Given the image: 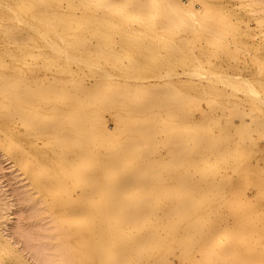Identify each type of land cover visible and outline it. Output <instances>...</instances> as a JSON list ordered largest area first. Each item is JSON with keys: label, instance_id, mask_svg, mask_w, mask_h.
Returning <instances> with one entry per match:
<instances>
[{"label": "bare ground", "instance_id": "6f19581e", "mask_svg": "<svg viewBox=\"0 0 264 264\" xmlns=\"http://www.w3.org/2000/svg\"><path fill=\"white\" fill-rule=\"evenodd\" d=\"M12 2L0 4L11 9L12 20L1 31L8 38L0 39V66L5 57L34 65L28 64V80L26 71L0 73L1 100H7L5 105L0 100L6 110L1 113L10 128L29 122L28 139L49 135L54 143L39 140L58 145L60 159H55L73 170H62L65 175L73 168L75 175L77 168L89 170L87 180L81 168L82 176L69 182L84 188L81 199L70 197L74 190H66L62 178L44 177L68 191L65 204L80 199L71 201L72 207L63 204L71 214L86 213L74 211L72 217H90L85 228L69 220L85 235L99 237H94L99 244L84 241L83 246H93L82 248L81 258L91 251L100 264H173L178 248L179 264H264V219L251 220L258 214L255 195L264 191V25L262 16L250 14L255 8L246 0L236 7L229 0ZM107 109H114L113 117ZM103 110L114 118L113 127ZM59 147L72 148L71 153ZM249 153L259 163L251 164ZM241 165L259 166L253 169L258 172L253 190L248 175H237L246 179L243 186L239 178L229 180L226 169ZM109 175L116 178L107 183ZM101 178L107 205L92 197L102 189ZM245 184L255 197L242 190ZM233 190L241 201L228 219L201 227V220L190 218L210 197L226 201L229 192L237 200Z\"/></svg>", "mask_w": 264, "mask_h": 264}, {"label": "rangeland", "instance_id": "374dc122", "mask_svg": "<svg viewBox=\"0 0 264 264\" xmlns=\"http://www.w3.org/2000/svg\"><path fill=\"white\" fill-rule=\"evenodd\" d=\"M3 1H7L8 3L10 2L9 3L10 5L11 4L14 5L12 2L13 0H0V4ZM229 1L230 2L228 3V5L230 4L232 6L234 5V7H236V4H239V2L241 0H229ZM246 1L255 8V9H253L254 11H252V13L250 12V14L257 16V17L262 16L263 17L262 24L264 25V0H246ZM0 10H1L0 11V39L2 40V38H5L6 35L2 34L1 31L4 29L5 25L10 24V22H12V20L7 15L8 13L11 12V9H8V8L2 9V6L0 5ZM251 23L255 24V22H253V21ZM6 38H8V37H6ZM6 38H5V40H7ZM196 38L194 37V40L198 41L199 36H196ZM11 44L13 45V43H11V42L8 44V46L10 48L13 47ZM2 47H3V42L0 43V50H3ZM7 62H8V64H7ZM12 62L17 63V64L14 65V64H12ZM23 62H24V60L15 61L12 59L10 60L9 57L8 58L5 57V63H4L5 65L0 66V71H1L0 73H3V71H4V73H7L6 71H8V73H10V71H11V73H13V72L17 73V71L18 72L19 71L20 72L26 71L25 72L26 74L21 72V73L25 74L23 76V78H26V76L31 75L30 74V72H31L30 68H31V64H33V63L29 61L27 63L24 62V63H26V64H24ZM18 64H21V65H18ZM28 64H29L30 68H29ZM6 65H8V66L5 67ZM33 65H32V67H34ZM13 67H14L15 71H12V70H14ZM27 70H29V71H27ZM16 73H13V74H16ZM1 97H3V96H0V100L1 99L3 100V98H1ZM25 101H26V103H25ZM25 101L22 103H24L25 104L24 107L27 108L29 105L27 103V100H25ZM3 102L5 105L7 100L2 101L1 103H3ZM16 103H17V101L14 102V104H16ZM26 104H27V106H26ZM207 106L208 105H205L206 108H207ZM2 108L4 110H1ZM3 111L6 112L5 108L2 105H0V264H76L77 262L81 261V259L83 258L81 256V253H83L82 251H86V250H82V248L85 249V248L90 247L89 249L91 250V246H93V245L89 246L90 244H92L95 241H96L95 244H99L98 241L94 239L95 234L94 235L93 234L85 235L86 232L83 228H81V226H80V228H81V231H83V232L82 233L81 232L76 233L75 231L78 229L79 226L77 225L76 226L77 228H75L74 223L69 222V220H71V219L78 221L79 218L76 220L78 214H81V215H82V213L86 214L83 210H82L83 212L81 210H79V212H81V213L77 212V210L76 211L74 210L78 214L76 213L77 214L76 218H74L75 216L74 217L71 216V215L75 214V212L73 211V214H71L70 211L73 209L72 208L69 209L68 207L69 206L72 207L73 202H75L77 199L76 200L74 199V201L70 199V202L73 201L71 205H70V202L67 203V204H69V206L66 207L65 209L67 210V212L69 211L70 215H68L69 213L63 212L65 209L62 208V207H65L63 204L66 203L64 199H66V198L68 199L69 195H70V197L72 196L73 198H80V199L85 198L84 196H86V195H84L85 194L84 188L83 189L78 188V187H75L74 185H73L74 187L71 188L72 185L69 182H71V180L73 178L75 180L78 173L80 174V176H82L83 174L86 173L84 175L85 176L84 179L87 180L88 177H86V175H87L89 170H85V171L83 170L84 169L83 165H85L86 163L83 162L84 164H81L83 167H80L79 169L77 168L78 173L76 175H75V173H76L75 169L76 168H73L75 173L71 172L73 174L67 173V175H65L66 173H64L63 171L66 172L69 170V173H70L71 168L69 166L67 168L66 167L67 165H65L63 163L60 164L61 162H59V160H56L57 158L60 159V157H58V156H60L59 152H61V151L59 149H57L58 145L53 144L54 143L53 139L49 138L48 137L49 135H47V137L49 138L48 144L50 142H53V143H51V145H47V143H45V144L42 143L43 141L46 142V140H47L46 139L47 137L45 136L46 134L45 135L42 134V135H40V137H38L39 135L37 134V135H35L36 136L35 139H32V138H31L32 140L28 139V138H30V133L28 132L27 129L29 128V126L31 124L29 122H28V124H26V123L21 124L20 123V124L16 125L17 126V128L15 127L16 129L14 127L10 128L9 122L7 120H5L6 118L4 117V115L2 116L3 113H1V112H3ZM104 111L105 110L102 111V115L104 114L103 115L104 118H105V116L108 118V119L106 118V120L104 119L105 121H107L106 124L110 127L112 126V124L114 126V124H115L114 118L112 120L110 119L113 117L112 113H114V112H112V111H114V109L111 111H108V109H107V113L109 112L108 115L111 114L112 117L108 116L107 113H105ZM196 114H198V113H196ZM2 119L5 122H3ZM6 121H7V123H6ZM3 123H6V124L4 125ZM23 124L26 126H23ZM22 126H23V128H22ZM2 127L4 129H2ZM13 129H15V130H13ZM19 130L22 131V132L20 131L21 135L19 134ZM231 131H233V130H231ZM231 131L230 130L228 131V133L230 132V135L235 134V133H232ZM3 132H5L6 134ZM15 132L18 134H16ZM27 132L29 133L28 134L29 136L27 135ZM8 133H9V136L11 137V138L9 137V139H8ZM224 133L227 134V132H223V134ZM12 134H14V135H12ZM4 135H7V137ZM26 135L28 138L26 137ZM228 135L229 134H227L226 136H228ZM230 135H229V137H230ZM118 136H119V138H117ZM118 136L117 137L115 136L116 140L121 138L120 135H118ZM32 137L34 138V136H32ZM36 138H37V140H36ZM11 139L13 140V142L11 141ZM39 139L43 140V141H40ZM49 140H50V142H49ZM115 142L116 141L114 140V145L117 143V142L116 143ZM42 144H43V146H41ZM71 144H73V143H70L69 145H71ZM263 144H264V141H263ZM110 145L112 146L113 143ZM54 146H55V148H54ZM159 147H160V152L162 154H164L165 149L163 148V144L160 143ZM24 149L26 150V153H25ZM60 149L64 150L65 148H60ZM71 149H69V147H67L65 149V150H67L66 153L65 152H63V153L69 155L71 152L68 154V151H71ZM56 150H57V152H55ZM28 153H30V155H26ZM54 153H55V155H54ZM45 154H47V155H45ZM60 154H62V153H60ZM249 154H248V157L249 156L251 157V154L250 155ZM31 155H32V157H31ZM33 155L36 157V160H34L35 157L33 158ZM50 155H52L53 157L52 156H51L52 158L49 157ZM55 157H56V159H55ZM258 158L255 157V154H253L249 160L252 162L251 164L255 165L256 162L259 163L258 160L260 158L259 159ZM41 159H42V161H44L43 164H42ZM52 159L56 160V161H54L55 163L53 162ZM39 160L41 162H38ZM108 162L106 165H109V163H111V162H112L111 163V165H112L114 161L112 160L111 162H109V163ZM59 164L61 165V167ZM34 165H35V167H34ZM217 165L221 166V163L217 164ZM243 165H241L239 167H235V168H227L226 169L227 172L230 171V173H231L232 171H234V173L236 174V176H235V174L233 172H232L233 175L229 173L228 174V175H230L229 180L233 182V181H235V179L239 178L240 182H241L240 184H241V186H243V184H244L243 182L247 183L246 179H249L248 183L249 182L251 183V186H249V187L253 190V188H252L253 184L252 183L254 182L253 179H256V178L258 179V175L256 176V174H258V172L257 173H255V172L259 169V166L252 165V166H254L253 168H251V169L248 168L249 170H252V172H250L249 170H247V168H244ZM97 166H99V165H97ZM59 167L60 168L66 167V170L62 168L61 171L62 170L63 171H62V173H60L61 171L59 172V169H60ZM99 167H102V166H99ZM81 168H82V172L84 171V173L79 171V170H81ZM164 169H162V171H164ZM244 169H246V170H244ZM253 169L255 172H253ZM179 170H182V168L179 167ZM106 171H108V170H106ZM81 173H82V175H81ZM225 173L226 172L224 171V168H222V172L220 173V176H222ZM47 174H50L51 177L58 176V177H55V178H57V181L59 180L58 179L59 177L62 178L63 180H59L60 183L62 181L67 183V185L70 186V188H68V186H64L65 189L67 187L68 191L74 190L73 193L70 192L72 194L67 195L66 194V193H68V191H66L67 189L65 191H64V189H62L64 192L61 191L59 189L60 186H56V184H58V183L56 182L54 184V181L52 183L47 181L50 185L49 186L48 183L45 182V180H46L45 178L47 177L46 176ZM79 174H78V176H79ZM254 174H255L256 178L254 177ZM237 175H240L241 178H242V176L244 177V175L245 176L248 175L251 177L247 178L248 177L247 176L246 179H244L245 181L242 182L241 180H243V179H241L240 177H237ZM252 175L254 178L252 177ZM35 176H37V177H35ZM50 176H48V179H50V180L55 179V178L51 179ZM111 176H113V175H109L110 179L107 176L108 177V180H106L107 183L109 182V180H113L116 178V177L113 178ZM164 177H166V176H164ZM250 178H252V179H250ZM42 179H44V181ZM101 179L97 183H98L99 187L101 185L102 189L104 190V193H103L102 189H99V190H97V193H93L92 194L93 196L92 195L91 196L94 197V199L97 197V199H95V200H97V202L99 201L102 204H104V203L106 204V201H104L103 199L101 200L102 194H103V197H104L105 193L107 194V190L104 189L102 186L103 179L102 180ZM257 179L255 180V182L257 181ZM162 180H164V179H162ZM55 181H56V179H55ZM44 182L49 187V189H47L46 185H44ZM255 182H254V184H255ZM52 184H54V185L52 186ZM104 184H106V183H104ZM248 185H250V184H248ZM246 186L247 185L245 184L244 185L245 188H243V189L239 188V190L242 189L244 191V189H245V191H247L246 192L247 195H251L250 197H252L253 196L251 194L252 190H250V188L248 186L247 187ZM50 187H53L54 190H53V188H50ZM61 188H63V186H61ZM57 189H59V190H57ZM71 189H73V190H71ZM78 190H80V192ZM236 190H238V189H236ZM62 192L65 193L66 195L63 194ZM82 192H83L84 196H82V194H81ZM232 193H233L232 195H234V190L232 191ZM98 194H100L101 196ZM78 195H81L82 197L81 196L79 197ZM107 195L105 196V198L107 197ZM227 195H228L229 200H226V201L224 199L210 197L204 205L199 206V208H197L192 213L190 218H193V219L197 218L196 220H201L199 222V224H201V227H206V225L208 223H211V222L212 223L213 222L219 223L218 220H221L220 222H222V220L224 221V220L228 219L229 214L231 212H236L239 209L241 198H239L238 195L237 196L234 195V198L235 197H238V198H237V200L232 199L233 196H229V192L227 193ZM230 195H231V192H230ZM247 195H246V197L249 199V196H247ZM262 195H264V191H263V193H261L259 195H255L256 197L253 196V197H255L254 200L258 199L257 202L256 201L254 203L252 202L254 205H256L258 203L256 206H254L255 213H258V214L257 215L254 214L255 217H253V218L250 217L251 220H258V219L263 220L264 219V217H263L264 216V198H263L264 196L260 197ZM252 198L250 200L254 201ZM259 198L263 199V200L261 201V200H259ZM80 199H79V201H80ZM95 200H92V202ZM244 200L245 199H242V201H244ZM66 201H68V200H66ZM79 201L77 200L76 202H79ZM164 201L168 202L169 200H167V198H165V199H163V202ZM60 202H61V204H60ZM67 204H65V205L67 206ZM74 204L77 205L76 203H74ZM106 207H108V206H106ZM257 210H258V212H257ZM91 211H93V210H91ZM92 214L94 215L95 213H92ZM88 215H89V213H88ZM90 215H91V213H90ZM82 216H84V215H82ZM82 216L80 217V220L77 223L80 222L81 224L79 223V225H82L85 228L86 226H84V225H86V223H88V222L90 223V221H89L90 217L88 216L89 218H86V217L82 218ZM70 217H71V219H70ZM78 217H79V215H78ZM92 220L93 219H91V221ZM202 220H204V221H202ZM215 220H217V221H215ZM71 221H73V220H71ZM68 227L69 228L73 227L74 229L72 228L73 229L72 230V229H69ZM70 230L74 231V233L73 232L70 233L69 232ZM65 233H67V234H65ZM224 237L226 238V236H223L222 243L226 242V241H224ZM95 238L97 239L99 237H97V235H96ZM84 241L89 242L88 243L89 245H87V247L83 246V244H85ZM105 245H106V247H108L107 246L108 242L105 243ZM254 246H255V248L258 246L256 249L253 248V250H255V251L258 250L260 247V245H254ZM89 249H87V250H89ZM72 251H75V252H72ZM66 252H68V253L66 254ZM69 252L70 253L72 252L73 254L72 253L71 254L73 256H75L74 255L75 253H76V256L79 254V252H81V253L77 257H75V258H77V260H76L72 255H70L71 257H67L68 254H70ZM178 252H179V249L175 248L174 252H173V257H172L173 262H174L173 264H179V260L177 258ZM214 253L212 255H214ZM87 255H86V257L84 256L85 258L82 259L83 263H81L82 262L81 261L80 264H100V263H98V261L95 260L96 257L93 256L94 254H92L91 251H90L89 255L88 256ZM198 256H199V254H198ZM79 257L80 258L82 257V258L78 261ZM210 257H211V255L209 256V258ZM243 259H241V260L243 261ZM199 262H198V264H199ZM203 263L206 264V262H203ZM253 264H256V263H253ZM257 264H259V263H257Z\"/></svg>", "mask_w": 264, "mask_h": 264}]
</instances>
